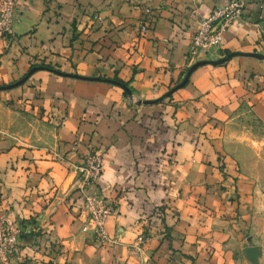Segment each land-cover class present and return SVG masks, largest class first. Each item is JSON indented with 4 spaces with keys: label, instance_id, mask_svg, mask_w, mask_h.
Here are the masks:
<instances>
[{
    "label": "crops",
    "instance_id": "crops-1",
    "mask_svg": "<svg viewBox=\"0 0 264 264\" xmlns=\"http://www.w3.org/2000/svg\"><path fill=\"white\" fill-rule=\"evenodd\" d=\"M228 1L19 0L14 35L0 37V85L16 82L38 63L118 80L138 100L159 98L192 65L188 51L201 19ZM145 7L152 13L143 33ZM95 15L101 20L95 22ZM221 51L264 54V8L255 0H248L242 18L230 25ZM241 114L253 117L256 126H233ZM0 129L7 133L0 136V216L21 226L24 264H140L136 243L147 262L149 248L161 241L156 236L139 244V217L152 202L168 205L177 249L201 250L206 242L215 246L210 261L224 262L229 257L223 249L231 242L222 240L218 218L202 223L194 218L199 183L217 170L205 165L194 139L202 129L222 132L225 143L229 134L252 133L228 144L250 153L228 154L230 173L247 181L242 165L264 166V59L237 55L200 66L170 99L143 105H133L111 82L43 68L0 91ZM92 150L103 153L101 190L118 202L106 222L105 242L82 231L87 213L78 167ZM207 159L214 162V154ZM166 245L160 248L163 264L173 261Z\"/></svg>",
    "mask_w": 264,
    "mask_h": 264
},
{
    "label": "rangeland",
    "instance_id": "rangeland-1",
    "mask_svg": "<svg viewBox=\"0 0 264 264\" xmlns=\"http://www.w3.org/2000/svg\"><path fill=\"white\" fill-rule=\"evenodd\" d=\"M146 8L147 7H145L144 10ZM144 14L146 15V11ZM142 21H144L146 25H149V23L146 22L145 19H142ZM94 25L96 24H93L92 26ZM228 54H229L228 52L221 51L218 55L208 56L201 60L204 59L216 60ZM188 62L190 64L195 63L189 60ZM37 66H41V65L38 63L34 64L31 66L30 70ZM27 74H25L22 78L27 76ZM16 82H12L10 84H14ZM5 85H9V84H5ZM5 85H0V86H5ZM15 87L17 86H13L12 88H8V89H2L0 91L11 90ZM171 97L172 95L170 96V98ZM167 98L170 99L169 97H166L165 99ZM138 99L140 98L130 97V102L133 105H139ZM7 103L9 106L15 108L14 102L12 100L11 101L8 100ZM241 122H245L247 124L245 123L241 124ZM238 125H245L247 129H250V126L253 127L256 126V121L253 117L246 118L245 116H243V114H241V115H237V117L234 118L233 126H238ZM242 132L237 134L234 133L229 134L228 142L225 143L224 134L222 132L213 133L212 131H207L202 129L200 133L196 134V137L194 139L195 147H196L195 151L198 150L199 152L203 153V162L205 163V165H213L217 169L216 172L213 173L208 179H206L205 181H201L199 183L200 184V189L198 191L199 198L197 199L198 202L197 206H199L198 207L199 211L195 213L194 216L195 222L202 223L209 221L210 218H218L217 225L221 226V228L223 229L222 240L227 239L228 240V241L226 240L227 242H231V244H227V247H224L226 249H223L226 254L228 253L229 258L226 259L224 262L219 261L216 262L215 264H264V166H260L258 167V170H256L257 167H255V165L252 164L251 162H249L248 167L242 165L243 169L241 170H243L245 176L249 178L247 181L240 180L239 182H238L239 177H236L235 175L230 173V169H229L230 166H228L230 158H227V155L232 154L237 156L239 151H240L239 153H242L243 151L240 150L239 148L229 149L228 144L233 143V140L234 141L238 140L242 136L253 135L252 133H246V132L242 134ZM4 135H7V133L0 129V136H4ZM258 135L260 137H263L260 134ZM230 138L232 140L231 142H230ZM244 140H246V138ZM207 143H208L207 149L205 147H202L204 144ZM253 144L256 145V142H253ZM211 145L214 147L213 149L210 147ZM225 146H227V148H224ZM212 153L214 154L215 157L214 162H212V160L207 159V157L210 156ZM246 153L248 152L243 151L244 156L247 157ZM201 155L199 154L198 157H196V159L198 160L199 158V160L201 161L202 158ZM80 167L81 165H79L78 167V174H79L78 189L81 191V193H83L82 192L83 188L81 186L82 172L80 170ZM103 171H104V164H103ZM253 173H255L256 177L253 175ZM72 178H70L65 184V189L69 187L71 181L73 180ZM100 185L101 182H99L95 186L85 189L91 191L99 190L101 196L99 200L101 204L110 205L111 203H114L118 207L117 200L115 198L112 199L106 194H104L101 190ZM186 191H188V187H186ZM83 200H84V209L87 213L88 212L86 206L87 203L85 202L84 197ZM166 206H168L166 205V203L160 204V203L152 202L149 205V207H147L148 210L143 211L139 217V220L143 228V231L141 232L138 238L139 244H142L144 246L145 243L149 241V238H153L156 236H158L159 239L161 238L160 244L149 248V250L151 251L150 252L151 256L147 262L144 261L145 258H147V256L143 254V250L141 249V247L137 243L133 244L132 247L136 249L137 253H139L137 258L140 261V264H163L162 262H160V255L163 254L162 250L160 251V248L162 247V244L164 242L167 243L166 247H168V249L172 251L171 255L168 257V260L169 261L173 260V261L167 264H213L210 261L211 260L210 258L213 255V249L215 250V246L213 244L212 245L210 244L211 246L210 248H208V244L204 241L205 246L203 242L202 244H200L201 250H199V246H195L193 248L185 246L182 249L180 248L177 249L175 247L174 245L175 235L173 233V230H171L172 226L169 224L170 223L169 220L167 221L168 213L165 211ZM4 216H9V215L0 216V219ZM87 217L88 216H86V219ZM13 220L17 223V225L20 228V233H19V237H20V235L22 234V228L15 219ZM84 233L89 234L90 236L95 238V236L90 231ZM180 238L183 241L182 244L187 243L186 235H184V237L180 236ZM166 247H163V249L166 250ZM191 249H193L192 252H190ZM202 251H204L203 252L204 258L199 259L197 255H199Z\"/></svg>",
    "mask_w": 264,
    "mask_h": 264
},
{
    "label": "built area",
    "instance_id": "built-area-1",
    "mask_svg": "<svg viewBox=\"0 0 264 264\" xmlns=\"http://www.w3.org/2000/svg\"><path fill=\"white\" fill-rule=\"evenodd\" d=\"M19 0H0V37L11 38L14 35V25L17 16V5ZM259 7L264 8V0H255ZM248 0H230L223 5L212 9L208 16L199 22L198 28L193 35L188 51V60L195 62L205 57L219 54L222 49L224 35L231 24L242 18ZM145 21L152 9L147 7ZM95 22L101 20L95 15ZM149 25L141 21V32L146 33ZM103 153L100 151H89L81 164V186L82 194L87 203L88 217L84 221L82 231L92 232L96 239L105 242L110 237L106 229L108 217L117 211V205L101 204L99 190H87L97 185L103 173ZM20 228L9 216L0 219V264H24L25 259L21 253L19 242Z\"/></svg>",
    "mask_w": 264,
    "mask_h": 264
},
{
    "label": "water",
    "instance_id": "water-1",
    "mask_svg": "<svg viewBox=\"0 0 264 264\" xmlns=\"http://www.w3.org/2000/svg\"><path fill=\"white\" fill-rule=\"evenodd\" d=\"M237 55H246V56H252V57H255V58H259V59H264V54L259 53V52H249V53L231 52L228 55H226V56H224L222 58L216 59V60H209V59L199 60V61L195 62L194 64H192L188 68V70H187L184 78L182 79V81L179 82L173 88H171L168 92H166L165 94H163L162 96H160L159 98H156V99L138 100V104L139 105H141V104H155V103H157L159 101H163L166 97H170L172 95V93L175 92L177 89L184 87L188 83V81H189L191 75L193 74V72L198 67L206 65V64L220 65V64L225 63L226 61H228L229 59H231L232 57L237 56ZM43 68L44 67H42V66H37V67L32 68L29 71V73L27 74V76H25L24 78H22L21 80L17 81L14 84L0 86V90L12 88L13 86H18V85L22 84L31 74H33L35 71H38V70L43 69ZM53 71L58 73V74L65 75V76H74V77L81 78V79L104 80V81H107V82H111V83H113L115 85H118L121 88H123L127 92V94L130 97L133 98V92L129 88V86H127L126 84H124V83H122V82H120L118 80H113V79H109V78H101V77H85V76H82V75H79V74L65 73V72H62V71H59V70H56V69H54Z\"/></svg>",
    "mask_w": 264,
    "mask_h": 264
},
{
    "label": "trees",
    "instance_id": "trees-1",
    "mask_svg": "<svg viewBox=\"0 0 264 264\" xmlns=\"http://www.w3.org/2000/svg\"><path fill=\"white\" fill-rule=\"evenodd\" d=\"M41 66L44 67V69H48V70H51V71L54 70V68L51 67L50 65L41 64ZM127 85H128V84H127Z\"/></svg>",
    "mask_w": 264,
    "mask_h": 264
}]
</instances>
